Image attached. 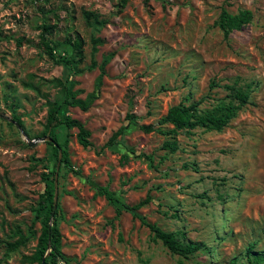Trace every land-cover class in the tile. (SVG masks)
Here are the masks:
<instances>
[{"label": "rangeland", "instance_id": "374dc122", "mask_svg": "<svg viewBox=\"0 0 264 264\" xmlns=\"http://www.w3.org/2000/svg\"><path fill=\"white\" fill-rule=\"evenodd\" d=\"M222 8L251 9L254 18L225 36L215 24ZM85 10L105 25L94 29ZM43 22L58 23L50 38L61 41V55L73 52L68 35L84 37L83 72L45 54ZM0 33V264H38L22 258L36 250L42 230L34 210L45 188L42 174L58 163L41 139L54 101L66 95L53 79L75 78L81 97L94 89L100 68L86 69L93 36L103 40L98 65L109 58L100 97L87 111L68 105L60 111L62 118L81 119L93 141L84 148L76 128L62 129L73 169L62 162L59 172V225L69 264H233L235 258L248 264L251 245L264 250V0H0ZM212 81L217 86L210 88ZM249 83L250 103L229 126L181 131L174 153L162 148L165 135L140 127L157 124L181 101L202 99L208 108L228 95L225 85ZM128 113L136 115L132 122ZM123 125L120 143L106 147ZM100 185L129 205L150 194L141 216L206 247L189 257L171 252L129 209L117 217L114 204L95 196ZM17 228L29 240L6 255Z\"/></svg>", "mask_w": 264, "mask_h": 264}, {"label": "trees", "instance_id": "16d2710c", "mask_svg": "<svg viewBox=\"0 0 264 264\" xmlns=\"http://www.w3.org/2000/svg\"><path fill=\"white\" fill-rule=\"evenodd\" d=\"M121 1L122 5H126L128 2V0ZM84 15L87 23L96 30H99L106 23V21L101 19L100 15L94 11L85 10ZM253 18L254 12L251 9H241L239 12L233 13L226 8H222L215 24L223 30L225 36H228L232 31L240 30L243 26L249 24ZM57 26L58 23L51 24L47 22H43L39 25V28L41 29L40 42L45 54H47L55 64L65 65L71 70H76L77 73L83 72L85 69L79 68V65L83 63L86 58V40L78 32H75L73 35H68L65 38V43L72 46L73 52L70 55H61L57 53V48L62 44L61 41L50 38V34L53 33ZM1 39L2 35L0 33V40ZM22 41L23 37L17 39L19 45H21ZM102 42V38L95 36L92 37V61L86 69L92 70L99 66L100 73L97 77L94 89L89 92L86 97L80 96L83 89L76 88L78 82L75 78L68 76L65 79L60 77L53 79L56 86L65 89L66 95L62 100L54 101L53 110L48 114L41 135L43 137L49 136L54 142L58 143V145L55 146L53 141L46 140V142L53 147L52 156L55 157L56 162L59 160L61 150L63 153L62 166L70 167L71 170L73 169L69 154L70 139L68 135L61 139L62 129L64 127L67 129L76 128L77 140L84 148L93 146V141L91 139L92 132L81 119L70 115L62 118L60 111L65 105L78 107L83 111H87L100 97L103 78L106 74V66L109 60V58H105L102 63L98 65V62L95 59L98 46L102 44ZM215 86L217 85L212 81L210 88ZM246 86L247 87H243L237 84L225 85L229 90L228 95L218 99L215 104L208 108L201 107L202 99L191 102L181 101L170 106L167 113L158 120L157 124H142L140 127L147 133L155 131L165 135L167 138L163 142L162 148L174 153L180 149L177 136L181 131H184L187 134H192L197 128L222 131L229 126L239 112L250 103L252 84L249 83ZM186 100L189 99L187 98ZM14 118L21 123L19 117ZM135 118L136 115L134 113L127 114V120L129 122H132ZM170 125L171 127H168ZM126 128L127 125H123L115 131L105 146L113 148L118 145L120 143L119 137L125 134ZM127 157V154H123L121 161L124 162ZM147 157L152 158L150 155H147ZM184 166L188 167V164H185ZM55 171L56 166L52 171L43 172L42 174L45 188L40 195L38 207L34 209L36 217L41 219L42 230L38 237L36 250L31 255L23 256L22 261L24 263L36 262L38 264H44V260L49 264H61L62 262L69 264L70 262V258L62 249V232L59 221L60 218L63 217V214L60 200L57 208H54ZM98 195L104 196L110 203L116 206L117 217L121 215L123 207L132 211L135 218H139L142 224L150 228L153 234V239L155 241H161L173 253L189 257L206 247L203 241L187 239L184 231L165 230L158 224L149 222L145 217L141 216L139 210L152 200L150 194H148L145 199H142L133 205L121 203L116 192L113 191L109 185L98 186L95 196ZM15 236L17 238L14 241H8L6 243V255L17 250L20 246L25 245L29 240V236L25 235L21 228H17ZM181 236L185 239H182ZM253 249L254 246L251 245L247 250L246 257L248 259V264H264V250L254 251ZM232 262L235 264L237 258L233 259Z\"/></svg>", "mask_w": 264, "mask_h": 264}, {"label": "water", "instance_id": "95a60500", "mask_svg": "<svg viewBox=\"0 0 264 264\" xmlns=\"http://www.w3.org/2000/svg\"><path fill=\"white\" fill-rule=\"evenodd\" d=\"M43 141L45 140H50V141H53V139L49 136L47 137H43L41 138ZM31 143L35 142V141H30ZM54 145L57 146L58 143L57 142H54ZM62 156H63V153L62 151L60 150V156H59V160H58V163L56 165V171H55V193H54V208L56 209L57 206H58V203H59V172H60V169H61V164H62ZM44 264H49L47 263L45 260L43 261Z\"/></svg>", "mask_w": 264, "mask_h": 264}]
</instances>
